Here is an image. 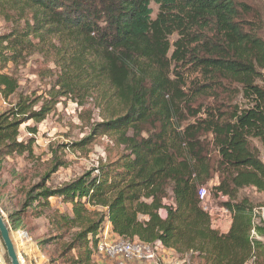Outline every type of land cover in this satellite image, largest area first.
<instances>
[{"label": "trees", "instance_id": "trees-1", "mask_svg": "<svg viewBox=\"0 0 264 264\" xmlns=\"http://www.w3.org/2000/svg\"><path fill=\"white\" fill-rule=\"evenodd\" d=\"M0 14L12 24L0 33L3 98L19 88L7 64L37 52L54 65L46 99L20 94L0 113V158L31 153L34 138L20 139V127L44 120L63 96L96 94L105 117L60 147L83 148L99 133L123 146L66 183L48 184L47 173L28 192L43 209L52 197L71 204L50 219L61 231L54 239L73 231L56 249L60 263L93 264L97 235L110 225L117 236L196 255L198 264H264V243L251 235L264 233V218L253 222L240 193H264L255 145L264 147V38L243 0H0ZM213 179L231 215L227 232L200 207L198 190Z\"/></svg>", "mask_w": 264, "mask_h": 264}, {"label": "rangeland", "instance_id": "rangeland-1", "mask_svg": "<svg viewBox=\"0 0 264 264\" xmlns=\"http://www.w3.org/2000/svg\"><path fill=\"white\" fill-rule=\"evenodd\" d=\"M249 7L252 16L255 15L260 24V32L264 38V0H243ZM153 8L152 16L157 11L156 5ZM11 21L0 14V33L6 32L11 28ZM175 35L170 37L172 42ZM54 69L53 63L44 60L37 52L31 54L24 62L17 65L7 64L5 71L13 75L19 84L17 93L5 99L0 95V113L8 109L17 99L18 95L41 96L47 98L52 82L50 70ZM48 70V71H47ZM41 99V100H42ZM39 101L37 105L40 103ZM100 99H96V94L88 96L79 102L68 97H60L59 102L53 110L41 122L29 120L20 127V139L26 140L34 138L31 153L11 154L0 158V212L3 215L8 228L13 236V242L17 245L16 250L22 257L23 264H62L56 249L59 244L70 240L71 231L65 234L63 240L57 238L61 231H57L51 226L50 219L54 208H59L61 212L68 213L69 207L59 203L55 198H50L52 202L50 207L42 208L38 205V200H29L28 192L37 184L47 173H50L48 184L57 186L66 183L69 180L81 175L82 173L96 168L100 162L115 159L121 154L123 146L119 145L113 134L99 133L93 135L90 144L83 148H66L61 145L78 142L89 136L92 126L100 122L105 117L104 108L101 106ZM35 125L36 134H30L25 126ZM255 145L259 148L260 157L264 163V147L257 141ZM63 161L64 164L59 166L55 172H51L56 161ZM213 179L207 188L211 206L210 219L213 228L219 232H227L230 223V213L221 205L226 198L215 196L210 189L214 184ZM36 191H33L32 196ZM244 196H248L253 204V209L259 211L264 208V193L256 191L253 187H248L240 191ZM91 210H101L100 207H89ZM256 216H258L257 212ZM264 228V222L260 223ZM18 231H25L34 243L48 242L40 248L48 261L36 263L29 256L23 254L30 244L23 242ZM252 234V233H251ZM11 236V237H12ZM255 238L264 243V233L253 234ZM31 241V242H32ZM26 244V246H25ZM30 246H33L32 243ZM26 247V248H25ZM38 254V252H37ZM163 257V259H162ZM93 264H113L114 259L95 252L92 257ZM39 261V259H38ZM124 264H198L196 255L186 253L176 255L175 253L167 254L162 251L158 252L156 262H142L134 259L123 260ZM255 258L252 257L246 264H254ZM0 264H10L6 256L5 249L0 240Z\"/></svg>", "mask_w": 264, "mask_h": 264}, {"label": "built area", "instance_id": "built-area-1", "mask_svg": "<svg viewBox=\"0 0 264 264\" xmlns=\"http://www.w3.org/2000/svg\"><path fill=\"white\" fill-rule=\"evenodd\" d=\"M219 196L224 197L219 194ZM200 207L210 215L211 206L209 201V193L207 188L201 187L198 190ZM225 198V197H224ZM258 216H256V213ZM253 222L257 223L264 218V208H259V211L253 209ZM213 227V226H212ZM24 241L30 240L25 231H18ZM251 235L255 234V229L251 230ZM98 244L96 252L114 259L113 264H124L123 260L134 259L142 262H156L159 251L164 252L165 249L160 242L153 244L141 242L138 240H129L117 235L111 236V226L106 225L103 231L97 235ZM21 257V256H20ZM22 261V257H21ZM49 262V261H48Z\"/></svg>", "mask_w": 264, "mask_h": 264}, {"label": "water", "instance_id": "water-1", "mask_svg": "<svg viewBox=\"0 0 264 264\" xmlns=\"http://www.w3.org/2000/svg\"><path fill=\"white\" fill-rule=\"evenodd\" d=\"M0 240L6 252L10 264H23L21 257L16 250V245L11 238V231L0 212Z\"/></svg>", "mask_w": 264, "mask_h": 264}, {"label": "crops", "instance_id": "crops-1", "mask_svg": "<svg viewBox=\"0 0 264 264\" xmlns=\"http://www.w3.org/2000/svg\"><path fill=\"white\" fill-rule=\"evenodd\" d=\"M61 204H65L66 206H68L69 208V213H70V211H71V204H69V203H61ZM160 215H161V217L162 218H164L165 216H166V212H165V210H163V209H161L160 210ZM112 235H116V234H114L112 231H111V236ZM32 240H27V241H23V242H25L26 244H30L31 245V243H32V245L33 246H28L25 250H23V254L24 255H27V256H29V258L30 259H33L36 263H42L44 260L45 261H48V258L44 255V253H42L43 251L42 250H40L39 249V247L36 245H34V244H36V243H34L33 241L31 242ZM26 244H25V246H26ZM37 252H38V254H37ZM164 253H167V254H172V253H174L172 250H170V249H167V250H165L164 252H163V254ZM38 259H39V261H38ZM162 259H163V257H162Z\"/></svg>", "mask_w": 264, "mask_h": 264}, {"label": "bare ground", "instance_id": "bare-ground-1", "mask_svg": "<svg viewBox=\"0 0 264 264\" xmlns=\"http://www.w3.org/2000/svg\"><path fill=\"white\" fill-rule=\"evenodd\" d=\"M11 236H12V234H11ZM11 238H13V236H12ZM12 240H13V239H12ZM16 248H17V245H16Z\"/></svg>", "mask_w": 264, "mask_h": 264}]
</instances>
